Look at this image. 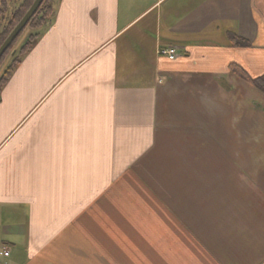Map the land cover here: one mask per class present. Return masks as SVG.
Instances as JSON below:
<instances>
[{
  "label": "crops",
  "instance_id": "crops-1",
  "mask_svg": "<svg viewBox=\"0 0 264 264\" xmlns=\"http://www.w3.org/2000/svg\"><path fill=\"white\" fill-rule=\"evenodd\" d=\"M54 3L0 90V264H264V92L230 69L264 76V0Z\"/></svg>",
  "mask_w": 264,
  "mask_h": 264
},
{
  "label": "trees",
  "instance_id": "trees-1",
  "mask_svg": "<svg viewBox=\"0 0 264 264\" xmlns=\"http://www.w3.org/2000/svg\"><path fill=\"white\" fill-rule=\"evenodd\" d=\"M32 2L33 0H19L16 6L12 9V11L9 12L8 16H6V20H5V16L3 15V12H5V7L3 6L2 8H0V45L4 41V39L7 37V35L10 33V31L14 28V26L18 23V21L21 19L24 13L28 10ZM52 12L53 10L50 4V0H43L40 6L38 7L37 11L30 18V20L28 21V23L26 24L24 28L28 26H31L33 28L42 27L51 18ZM4 20L5 22L2 23ZM12 43L7 48V50L3 53V55L0 57V65L5 60L6 55L8 56L9 52L11 51ZM240 43L242 45H246L242 41H240ZM29 48H30V44L26 41L24 45L21 47L19 53L24 54ZM18 62H19V59L13 58L11 65H9V67L5 70L4 74L1 76L0 90L3 84L5 83V81L7 80L10 72L12 71V68H14V66ZM230 69L238 77L246 79L252 85L256 86L262 92H264V76L252 77L249 74H247L239 65H236V64H231Z\"/></svg>",
  "mask_w": 264,
  "mask_h": 264
},
{
  "label": "rangeland",
  "instance_id": "rangeland-1",
  "mask_svg": "<svg viewBox=\"0 0 264 264\" xmlns=\"http://www.w3.org/2000/svg\"><path fill=\"white\" fill-rule=\"evenodd\" d=\"M18 1L19 0H6V1H4L5 3H7L6 11L3 12V15L5 16V20H6V16H8L9 12L12 11V9L16 6ZM50 4L52 6V10H54V5H55L54 0H50ZM52 14H53V12H52ZM5 20L2 23H4ZM45 24L42 27H40V28H33L31 26H28V27L24 28L17 35V37L14 39V41L12 43L11 51L9 52L8 56L6 55L5 60L0 65V78L4 74L5 70L9 67V65H11V62H12L13 58H16V59L20 60V57L22 56L23 53L20 54L19 52H20L21 47L24 45V43L27 41L31 45V42L34 41L35 36H37L38 33H41L42 29L46 26ZM239 78L247 81L244 78H241V77H239ZM252 86L255 87L256 89L260 90L256 86H254V85H252ZM238 96H241V98H243L244 97V93L242 95H238ZM238 101H241L240 98L238 99ZM239 109H241V108H238V110Z\"/></svg>",
  "mask_w": 264,
  "mask_h": 264
},
{
  "label": "water",
  "instance_id": "water-1",
  "mask_svg": "<svg viewBox=\"0 0 264 264\" xmlns=\"http://www.w3.org/2000/svg\"><path fill=\"white\" fill-rule=\"evenodd\" d=\"M43 0H33L28 10L24 13L18 23L14 26V28L10 31L7 37L0 45V57L7 50V48L11 45L17 35L22 31V29L26 26L30 18L37 11L38 7L42 3Z\"/></svg>",
  "mask_w": 264,
  "mask_h": 264
},
{
  "label": "built area",
  "instance_id": "built-area-1",
  "mask_svg": "<svg viewBox=\"0 0 264 264\" xmlns=\"http://www.w3.org/2000/svg\"><path fill=\"white\" fill-rule=\"evenodd\" d=\"M161 54L165 55L168 60H174L176 58V49L173 47H168L165 50L160 52ZM7 252H4L3 255L7 256Z\"/></svg>",
  "mask_w": 264,
  "mask_h": 264
},
{
  "label": "flooded vegetation",
  "instance_id": "flooded-vegetation-1",
  "mask_svg": "<svg viewBox=\"0 0 264 264\" xmlns=\"http://www.w3.org/2000/svg\"><path fill=\"white\" fill-rule=\"evenodd\" d=\"M4 1H6V0H0V8H2L4 6L5 7V11H6L7 3H5Z\"/></svg>",
  "mask_w": 264,
  "mask_h": 264
}]
</instances>
